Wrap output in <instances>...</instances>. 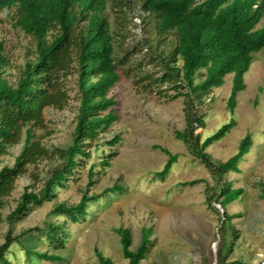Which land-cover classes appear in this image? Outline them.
<instances>
[{
    "label": "trees",
    "instance_id": "1",
    "mask_svg": "<svg viewBox=\"0 0 264 264\" xmlns=\"http://www.w3.org/2000/svg\"><path fill=\"white\" fill-rule=\"evenodd\" d=\"M109 9L117 14L116 26ZM7 10L15 12L16 25L32 37L33 47L32 57L20 66V74L12 83L5 76L10 60L5 42L0 38V222L8 197L30 165L45 159L56 161L40 188H24L16 208L7 216L11 223L23 219L31 209L55 200L58 190L66 187L91 156L92 143L118 120L117 102L110 92L120 80L119 68L129 60L132 50L125 49V57L119 58L116 47L130 34L128 26L132 20L128 15L137 12L153 35L152 41L144 40L153 52L149 59L161 67V74H147L143 79L169 84L176 90L171 99L185 97L186 127L176 130L175 135L215 177L216 184L207 185V203L218 213L212 202L223 209L220 230L225 234L226 226L241 215L228 212L227 207L245 192V188H235L225 176L240 171L239 163L250 151L252 137L247 134L240 141L237 153L227 160L214 159L207 148L225 137L236 123L232 120L203 139L196 130L205 128L206 120L195 107L203 104L216 87H221L228 74H233L228 107L234 112L238 93L247 87L245 74L251 67L253 53L264 48V26L259 27L264 18V0H0V23L1 14ZM120 36L124 41L120 40L119 44ZM70 75H76L79 101L72 142L50 150L37 139L36 129L46 127V108L62 110L69 105L71 95L65 80ZM23 137L24 145L15 163L1 166L9 147L20 143ZM120 141L121 136L116 134L105 144L115 146ZM157 147L169 155L164 168L158 172L164 180L178 155ZM113 155L110 153L102 164L110 165ZM93 175L91 168L88 188L82 191L78 203L57 202L51 214L64 216L73 223L84 222L92 202L119 188L114 185L100 194L89 195L88 189L95 183ZM34 177L39 179L37 174ZM260 187L264 197L263 182ZM65 225L66 220L47 221L44 226L30 227L18 236L9 231L0 243V264H13L7 257L10 247L32 232L46 236L56 249L65 248L68 242ZM115 230L124 258L129 264H142L149 252L151 228L142 229L141 243L135 250L131 248L132 230L124 226ZM232 234L237 239L239 232L234 226ZM231 250L232 246L224 239L216 264H246L239 259L229 261ZM96 253L100 264H113L98 248ZM37 256L45 260L60 259L46 252H38Z\"/></svg>",
    "mask_w": 264,
    "mask_h": 264
},
{
    "label": "rangeland",
    "instance_id": "2",
    "mask_svg": "<svg viewBox=\"0 0 264 264\" xmlns=\"http://www.w3.org/2000/svg\"><path fill=\"white\" fill-rule=\"evenodd\" d=\"M109 16L116 26L117 14L109 9ZM128 16L132 20L128 26L130 34L125 41L119 37V44L120 40L124 42L116 49L119 58L125 57V49L132 51L129 60L120 66V80L110 92L117 102L118 120L92 143L91 156L66 187L58 190L55 200L31 209L21 220L11 223L7 219L24 188H40L49 168L56 163L55 159H45L30 165L28 172L17 180L1 212L0 243L5 241L9 231L18 236L30 227L44 226L47 221L66 220V247L56 249L46 236L32 232L15 241L7 257L13 264H100L98 248L113 264H129L115 230L124 226L132 230L133 250L141 243L142 229L151 228V244L142 264H216L224 239L232 246L229 261L239 259L246 264H259L264 260V197L260 187L261 182L264 183V48L253 53L251 67L245 74L247 87L238 93L234 112L228 107L233 74H228L225 83L195 107L206 120V127L196 130L203 139L232 120L236 123L225 137L207 148L214 159L227 160L237 153L240 141L247 134L252 137L250 151L239 163L240 171L225 176V180L232 181L235 188H245V192L228 205V212L241 215L234 218L222 234L223 209L212 202L218 213L207 203V185H215L216 179L175 135L176 130L186 127L185 97L171 99L176 90L169 84L143 79L147 74L158 76L161 67L149 59L153 52L144 40L152 41L153 35L142 22V16L137 12ZM1 18L0 38L5 42L10 60L5 76L15 83L20 66L32 57L33 41L16 25L14 11H4ZM261 26H264V18ZM134 46L140 51H134ZM65 84L71 95L69 105L62 110L46 108V127L36 129L37 139L50 150L72 142L79 105L76 75H70ZM116 134L121 136V141L115 146L106 145L105 141ZM23 145L24 137L20 143L10 146L1 166H12ZM157 146L178 155L164 180L158 172L164 168L169 155ZM110 153H114L109 159L110 165H103L102 160L108 159ZM91 168L95 183L88 189L89 195L100 194L114 185L119 188L92 202L84 222L73 223L64 216L51 214L57 202L75 204L80 201L82 191L88 188ZM34 174L39 179H35ZM193 180L198 182L190 183ZM232 226L239 232L237 239L233 238ZM226 247L225 244L224 249ZM38 252L55 254L60 259H40Z\"/></svg>",
    "mask_w": 264,
    "mask_h": 264
},
{
    "label": "water",
    "instance_id": "3",
    "mask_svg": "<svg viewBox=\"0 0 264 264\" xmlns=\"http://www.w3.org/2000/svg\"><path fill=\"white\" fill-rule=\"evenodd\" d=\"M223 212V211H222ZM259 264H264V260L262 262H260Z\"/></svg>",
    "mask_w": 264,
    "mask_h": 264
}]
</instances>
